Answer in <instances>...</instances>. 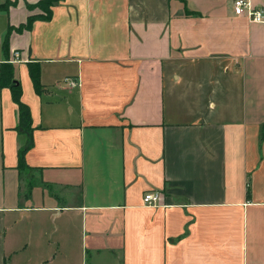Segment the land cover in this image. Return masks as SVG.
Here are the masks:
<instances>
[{
    "label": "crops",
    "instance_id": "1",
    "mask_svg": "<svg viewBox=\"0 0 264 264\" xmlns=\"http://www.w3.org/2000/svg\"><path fill=\"white\" fill-rule=\"evenodd\" d=\"M6 1L32 131L0 83V264H264V24L235 0H59L19 30L40 0Z\"/></svg>",
    "mask_w": 264,
    "mask_h": 264
},
{
    "label": "trees",
    "instance_id": "2",
    "mask_svg": "<svg viewBox=\"0 0 264 264\" xmlns=\"http://www.w3.org/2000/svg\"><path fill=\"white\" fill-rule=\"evenodd\" d=\"M59 0H40L35 5H38L41 7L44 11L43 14H37V15H31L28 18V21L26 24H23L19 27V30H22L23 28H29L31 27L33 21L37 18H42L46 20H50L53 13V6L58 2ZM11 4L10 1H6L5 3H0V10H7L9 5ZM190 14V12H188ZM29 73L31 76V79L33 81L34 87L37 91H40L41 84H40V70L38 65H29ZM15 68L14 65L9 63L8 61H5L1 63L0 66V83L3 87H9L11 89L13 99L19 106V117H20V124L19 127H21L24 131L27 133H31L32 131V119H31V111L25 102L22 101V86L21 83L16 81L15 79ZM31 143L30 141L27 142L24 146H22L19 149V167H25V153L30 147Z\"/></svg>",
    "mask_w": 264,
    "mask_h": 264
},
{
    "label": "built area",
    "instance_id": "3",
    "mask_svg": "<svg viewBox=\"0 0 264 264\" xmlns=\"http://www.w3.org/2000/svg\"><path fill=\"white\" fill-rule=\"evenodd\" d=\"M234 10L238 15H245L250 21L264 24V8L253 6L249 0H235ZM20 53L15 51V57L19 58ZM65 83H69L71 86H79L81 82L79 78L66 77ZM144 203L147 206H160L164 200L163 194L160 191L147 192L144 195Z\"/></svg>",
    "mask_w": 264,
    "mask_h": 264
},
{
    "label": "rangeland",
    "instance_id": "4",
    "mask_svg": "<svg viewBox=\"0 0 264 264\" xmlns=\"http://www.w3.org/2000/svg\"><path fill=\"white\" fill-rule=\"evenodd\" d=\"M14 56H15V52H14ZM18 67V70H19V68H21V67H19V66H17ZM26 172H28V171H26V169H25V171L23 172V177H27L28 176V174L26 173ZM26 179V178H25Z\"/></svg>",
    "mask_w": 264,
    "mask_h": 264
}]
</instances>
